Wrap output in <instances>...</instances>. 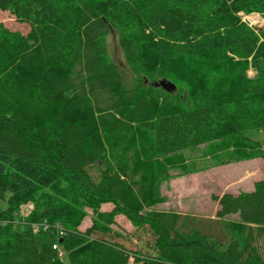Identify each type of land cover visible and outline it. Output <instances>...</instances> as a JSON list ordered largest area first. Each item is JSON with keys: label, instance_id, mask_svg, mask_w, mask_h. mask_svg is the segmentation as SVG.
<instances>
[{"label": "trees", "instance_id": "16d2710c", "mask_svg": "<svg viewBox=\"0 0 264 264\" xmlns=\"http://www.w3.org/2000/svg\"><path fill=\"white\" fill-rule=\"evenodd\" d=\"M0 10L30 25L0 23V264H264V179L213 195L215 218L144 213L153 201L142 191L149 161L228 136L243 143L236 159L264 157L247 134L264 128V28L240 17L264 15V0H0ZM113 30L139 73L163 63L159 75L178 81L189 61L181 89H124ZM123 137L132 142L118 149ZM103 203L108 221L81 230L83 207ZM118 214L150 227L144 256L117 241Z\"/></svg>", "mask_w": 264, "mask_h": 264}, {"label": "rangeland", "instance_id": "374dc122", "mask_svg": "<svg viewBox=\"0 0 264 264\" xmlns=\"http://www.w3.org/2000/svg\"><path fill=\"white\" fill-rule=\"evenodd\" d=\"M242 21L248 22L256 28H264V15L258 12H241ZM0 23L10 29L19 30L23 33L30 31V25L17 20L10 10H0ZM106 44L109 57L115 64L124 89H135L150 83L161 81L171 82L176 85L175 90L181 89V77L187 76L189 61H182L175 69L176 78L159 75L165 72V64H151L149 68L137 72L128 62L119 41V34L113 30L106 37ZM255 70L250 67L248 74L254 77ZM176 79V80H177ZM167 90V89H166ZM174 90V89H173ZM247 134L254 140H259L264 148V128L248 131ZM132 141L123 137L118 149H126ZM243 143L237 136H228L213 143L203 144L190 148L186 151L170 154L167 157L158 158L146 163V176L144 177L142 191L145 200H152V207L145 206L144 213L157 215H194L205 218H215L219 209V202L213 195L233 193L235 195L242 191L253 190L257 181L264 179V157L256 155V151L248 150L251 156L243 155L236 159L233 154H241ZM255 153V154H254ZM46 192L52 193L54 189L49 188ZM39 193L35 199L29 201L22 208V215L29 216L34 209L37 198H42ZM6 206L5 202L0 203V211ZM113 209L112 203H103L96 211L84 206L80 229L85 231L93 225L94 221L107 220ZM99 213V214H98ZM103 213V214H101ZM103 215H107L104 216ZM233 220V224L240 228L238 215L233 214L227 217ZM110 227L121 234L117 241L124 244L129 250L140 251L142 256L154 242L153 234L149 226L138 222L135 218L127 217L124 214L113 216ZM257 244L264 255V236L259 238ZM64 251V250H63ZM64 251V258L67 256ZM131 264L134 259H131Z\"/></svg>", "mask_w": 264, "mask_h": 264}, {"label": "built area", "instance_id": "2783aa9c", "mask_svg": "<svg viewBox=\"0 0 264 264\" xmlns=\"http://www.w3.org/2000/svg\"><path fill=\"white\" fill-rule=\"evenodd\" d=\"M45 223H35V224H33V230L35 231V232H37V231H39L40 229H41V227L44 225ZM46 226V225H45ZM46 228H47V226H46ZM54 248L55 249H57L58 251H59V254L62 256L63 255V250H62V248L61 247H59V245L58 244H55L54 245Z\"/></svg>", "mask_w": 264, "mask_h": 264}, {"label": "water", "instance_id": "95a60500", "mask_svg": "<svg viewBox=\"0 0 264 264\" xmlns=\"http://www.w3.org/2000/svg\"><path fill=\"white\" fill-rule=\"evenodd\" d=\"M159 83H157L156 85H158ZM160 84L162 86H164L168 91H171L173 89L176 88V85L171 83V82H167V81H161Z\"/></svg>", "mask_w": 264, "mask_h": 264}]
</instances>
